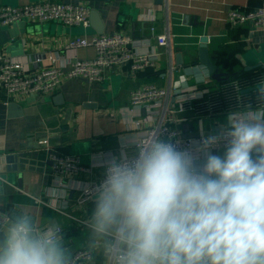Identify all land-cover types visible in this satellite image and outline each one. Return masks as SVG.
Wrapping results in <instances>:
<instances>
[{"label": "crops", "instance_id": "crops-1", "mask_svg": "<svg viewBox=\"0 0 264 264\" xmlns=\"http://www.w3.org/2000/svg\"><path fill=\"white\" fill-rule=\"evenodd\" d=\"M47 1L85 6L100 16L103 35L128 33L139 52L160 54L157 69L147 67L133 72L123 66L106 72L101 82L67 80L50 96L6 95L0 91V103L8 108L4 110L3 122L0 120V152L20 156L19 174L8 175L12 177L9 181L0 178V214L17 209L30 216L37 227L49 222L59 224L64 230L65 246L73 254L87 250L90 243L86 221L95 199L76 205L79 190L87 182L102 178L104 158L109 154L118 156L124 138H138L148 128L144 110L130 107L132 91L145 85L169 89L172 95L181 87L194 84L198 89H208L205 98L214 105L212 111H194L196 101H191L188 109L174 115L178 121L174 127L182 138L212 132L226 124L229 114L242 111L249 104H259L257 90L262 86L241 85L230 109L218 110L214 104V84L218 82L198 63L196 51L199 38L206 36L214 65L220 72L231 74V79L223 82L227 86L245 76L263 73L262 68H244L264 64V29L250 24L232 27L226 18L232 10H256L264 0H0V5L17 7ZM13 27L0 28V53L20 60L31 70L36 57L42 58V66L56 64L63 68H68L74 59H93L92 48L66 52L64 43L68 37L100 35L90 23L88 28H67L55 22L22 21ZM9 30L18 36L11 40ZM167 32L169 55L167 48L158 47L154 38ZM245 89L251 90L243 92ZM168 102L173 104L174 97L170 96ZM132 151L129 149L130 155ZM51 153L77 159L85 171L56 176L51 170ZM93 264H104L101 253H95Z\"/></svg>", "mask_w": 264, "mask_h": 264}, {"label": "clouds", "instance_id": "clouds-1", "mask_svg": "<svg viewBox=\"0 0 264 264\" xmlns=\"http://www.w3.org/2000/svg\"><path fill=\"white\" fill-rule=\"evenodd\" d=\"M257 101L187 147L124 138L103 161L83 264H264V86ZM61 232L0 214V264H77Z\"/></svg>", "mask_w": 264, "mask_h": 264}, {"label": "built area", "instance_id": "built-area-1", "mask_svg": "<svg viewBox=\"0 0 264 264\" xmlns=\"http://www.w3.org/2000/svg\"><path fill=\"white\" fill-rule=\"evenodd\" d=\"M89 16L90 10L85 6L57 1L25 4L17 7L0 5V28L11 27L22 21L31 23L55 22L67 28L76 26L88 28ZM226 20L232 27H242L250 24L256 29H264V3L250 12L229 11ZM151 32L153 33L154 30L152 29ZM154 38L158 47L167 48L169 55V32L157 35ZM82 48H92L95 57L91 60L74 59L68 68L56 64L42 66V58L36 57L35 66L31 70L20 60L0 53V91L6 95L50 96L57 91L62 82L67 80L78 78L91 83L101 82L104 80L106 72L123 66H128L133 72L144 70L147 67L158 68L160 54L157 51L151 53L139 52L136 42L128 33L68 37L64 43L66 52H75ZM170 68H172L171 64ZM196 78L194 79L196 80ZM174 92L172 95L169 89L145 85L130 93V107L134 110L143 109L145 112L144 120L148 124V128L138 138H147L153 132L159 131L161 138L168 139L172 137L173 141L180 142L181 147H187L193 139L198 140L202 135L210 133L202 132L195 138H182L180 132L174 127V124L178 122L174 115L188 109L191 101H196L193 110L212 111L214 105L211 100L205 98L209 93L208 89H198L194 84L193 86L181 87ZM170 96L174 97L173 104L168 102ZM162 100L165 103L161 105ZM258 106L259 104L255 107ZM216 151L220 153L223 149L220 148ZM49 158L52 163L51 170L53 174L60 178L66 177L69 173L74 174L82 170L85 171L75 158L54 153H51ZM103 179L104 174L98 181L87 182L79 190L76 205H86L93 200L95 198L94 190ZM61 230V234H63L64 230L62 228ZM86 251L81 250L73 253V257L77 259V264H83L80 257Z\"/></svg>", "mask_w": 264, "mask_h": 264}, {"label": "water", "instance_id": "water-1", "mask_svg": "<svg viewBox=\"0 0 264 264\" xmlns=\"http://www.w3.org/2000/svg\"><path fill=\"white\" fill-rule=\"evenodd\" d=\"M161 1V0H159ZM89 23L90 26L96 31L97 34H103V23L100 20V16L98 15L97 12L91 11L90 16H89ZM14 26V25H13ZM12 28H15L13 27ZM22 34V33H21ZM20 34V35H21ZM20 35H19V40H20ZM9 36L10 39L13 40L18 36V33L13 30H9ZM196 57L197 61L199 64L204 66L215 82L221 83V82H228L231 79V74L227 72H220L218 68L214 65L211 56L209 54V49H208V38L206 36H202L199 38V44L198 48L196 51ZM257 68H262L264 69V64L259 63L256 65L252 66H247L244 68V71H251ZM251 89H245L243 92H248ZM60 97H58L59 100ZM8 109L7 106L4 104L0 103V120L3 122L4 118V110ZM20 156L15 155V154H4L0 152V178L4 179L5 181H9L11 176L8 177V175H15L19 174V165H18V160ZM15 213H21L17 209H13L9 215L15 214Z\"/></svg>", "mask_w": 264, "mask_h": 264}, {"label": "rangeland", "instance_id": "rangeland-1", "mask_svg": "<svg viewBox=\"0 0 264 264\" xmlns=\"http://www.w3.org/2000/svg\"><path fill=\"white\" fill-rule=\"evenodd\" d=\"M210 85H213L214 82H210ZM248 84H254V86L260 85L264 86V72L260 74H253L252 76L241 78L238 80H234L232 82V85H226L225 83H216L214 84L215 88L217 89L214 96V100L216 103V107L218 110L221 108L223 110L230 109V107L233 105V99H235L236 91L240 88L241 85H248ZM224 86L221 88V86ZM238 98V97H237ZM236 98V99H237ZM224 107V108H223Z\"/></svg>", "mask_w": 264, "mask_h": 264}]
</instances>
